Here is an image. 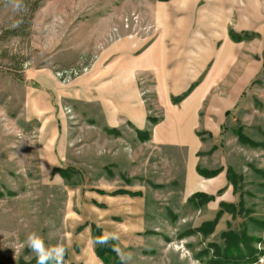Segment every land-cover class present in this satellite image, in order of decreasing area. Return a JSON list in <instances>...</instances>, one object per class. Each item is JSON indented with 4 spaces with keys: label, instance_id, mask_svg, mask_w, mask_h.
Here are the masks:
<instances>
[{
    "label": "rangeland",
    "instance_id": "rangeland-1",
    "mask_svg": "<svg viewBox=\"0 0 264 264\" xmlns=\"http://www.w3.org/2000/svg\"><path fill=\"white\" fill-rule=\"evenodd\" d=\"M17 2L0 0V264L36 261L25 243L32 231L48 245L64 244V264H83L87 239L94 250L100 244L93 226L114 241L119 258L132 253L131 261L120 258L122 264H209L211 246H224L222 233L243 228L263 239L255 247L264 252V231L249 222L264 219V0H22V11L14 8ZM156 14L179 24L177 38L174 29L156 27ZM168 34L180 49L187 40L180 53L190 47L187 52L203 62L198 69L206 65L197 81L182 80L178 89L181 96L193 88L196 96L208 79L199 130L173 137L185 147L156 146L149 130L110 129L94 105L63 96L46 106L34 103L35 74L44 75L43 84L50 75L63 91L124 39L147 43ZM68 69L80 73L63 83L56 73ZM145 84L149 116L160 120L153 79ZM194 103L190 97L183 108ZM36 109H49L55 120L35 117ZM195 146L197 182L186 167ZM57 167L71 171L69 178L53 173ZM198 169L221 172L208 178ZM228 169L241 179L237 189ZM89 192L101 193L107 211L117 213L107 221L110 230L99 220L106 205ZM201 193L214 200H193ZM240 201L245 213H224L211 234L197 231L215 219L221 203L239 208ZM255 264H264V254Z\"/></svg>",
    "mask_w": 264,
    "mask_h": 264
},
{
    "label": "crops",
    "instance_id": "crops-1",
    "mask_svg": "<svg viewBox=\"0 0 264 264\" xmlns=\"http://www.w3.org/2000/svg\"><path fill=\"white\" fill-rule=\"evenodd\" d=\"M154 21L156 27L158 25H165L167 33L169 29L170 32L174 29V37L176 36L177 38L180 34L178 30L179 24L173 18L168 19L162 15L157 17L156 14ZM160 30H162L161 27ZM173 35L170 36L168 34L165 37L156 36L155 39L147 43H144L143 39H134L132 41L124 39L122 43L113 45L102 55V58L95 65L91 74L80 78L63 91L56 87L57 83L54 82L50 75L48 84H43L42 77L44 75L37 73L33 78L35 89L32 90V98L34 99V103L38 106L44 102L46 106L45 101L51 100L52 102L53 100L55 103L59 98L65 97L67 100L76 101L84 107L94 105L101 110L102 120L100 122L110 129H120L124 126H129L138 132L149 130L152 132L149 139L152 144L159 147L183 148L185 147L182 145L183 143L174 144V141H172L174 140L173 137L182 140L181 135L185 129H190V131L194 132L199 130L198 128L201 125L200 110L204 99L207 97L209 87H207L208 79H206V82H203L205 83L203 88L197 91L196 96L193 95L194 89L181 103H172V99L179 97V94H181V91L178 90L181 86L180 82L182 80L197 81L206 68V65L200 69L197 68L201 60H198L187 52L190 47H187L186 51L180 53L187 45V40L184 47L180 49L173 41L175 40L173 39ZM146 77L153 79V92L156 96V104L164 112L162 119L156 125L150 124V111L144 102L143 93L147 91L145 84ZM190 97L196 103L191 104L188 109L183 108L185 100L187 101ZM35 112L36 114L33 113V115L35 117H42L44 121L51 122L55 120L51 118L52 116H47L48 113L46 112H50L49 109H36ZM57 139V141H62L59 134ZM192 139L196 142L198 137L194 136ZM198 146H200V141ZM198 146H195L189 152L186 162V167L188 168L187 177L190 176V181L200 179L197 178L198 174L196 173ZM217 180L218 178L212 181L204 179L201 180V183L210 185L214 181L217 182ZM222 186H217L214 189L219 190ZM94 191L97 192V190ZM88 195L92 196L98 204L106 205L104 209L106 211L105 218L103 220L99 218V220L105 223L104 225L109 226V230L113 228L107 221L108 219L113 221L117 213H109L107 211L110 206L109 201L98 198L101 193L89 192ZM124 198L126 199L124 201L125 206L127 198ZM121 211L124 212L122 214L126 218L132 217L131 210L128 212L125 207H122ZM96 224L101 226L99 222H96ZM85 233L89 236L92 235L89 228L85 229ZM103 233L104 237H111L108 232ZM87 240L88 244L86 243L83 250V254L87 255V257L83 259V264H103L92 248L91 238Z\"/></svg>",
    "mask_w": 264,
    "mask_h": 264
},
{
    "label": "trees",
    "instance_id": "trees-1",
    "mask_svg": "<svg viewBox=\"0 0 264 264\" xmlns=\"http://www.w3.org/2000/svg\"><path fill=\"white\" fill-rule=\"evenodd\" d=\"M237 40V39H236ZM193 88L188 90L184 95L179 97L173 98V104L181 103L188 95L191 93ZM158 119H154L150 117V122L153 125L158 123ZM241 142L244 144H251V142L245 138L244 136H240ZM221 171L217 170L211 173H207L205 171H200L198 169V173L203 176H208V178L217 176ZM53 173L59 174L64 178H69L70 174L72 173L68 169H63L57 167L53 170ZM228 180L233 185L234 188L237 189L241 179L237 176L231 169H228L227 172ZM118 194H127L126 192H115L114 195ZM131 196H137L130 194ZM140 195V194H139ZM138 195V196H139ZM201 201L199 203L203 204L206 202H210L214 200V197L208 196L205 194H197L193 200ZM200 199V200H199ZM192 200V201H193ZM231 213L234 217L236 215H242L245 213L244 204L242 201L239 203V208L233 204L229 203H221L220 210L217 212V215L213 221H209L204 223L201 227L197 229L198 232L202 233L203 235H208L213 233L217 222L223 216L224 213ZM249 222L253 224L257 229L264 231V219H255L249 218ZM93 236L100 239V244L95 249L96 256L103 262V264H122L117 251L116 246L113 240L104 239L103 236L100 235V230L96 227H92ZM221 238L224 241V246L219 245H212L211 248L213 249V256L209 264H255L259 261V259L263 256L264 252L258 250L255 245L260 244L263 239L250 236L246 230L243 228L241 231L236 232L229 230L227 232L222 233ZM32 264H36V261H33Z\"/></svg>",
    "mask_w": 264,
    "mask_h": 264
},
{
    "label": "clouds",
    "instance_id": "clouds-1",
    "mask_svg": "<svg viewBox=\"0 0 264 264\" xmlns=\"http://www.w3.org/2000/svg\"><path fill=\"white\" fill-rule=\"evenodd\" d=\"M14 8L18 11L24 10L22 0H18L14 4ZM25 243L34 253L36 264H64L67 249L63 243L58 242L55 245H48L45 243L43 236L36 231L28 233ZM120 258L131 261L132 253L121 254Z\"/></svg>",
    "mask_w": 264,
    "mask_h": 264
},
{
    "label": "built area",
    "instance_id": "built-area-1",
    "mask_svg": "<svg viewBox=\"0 0 264 264\" xmlns=\"http://www.w3.org/2000/svg\"><path fill=\"white\" fill-rule=\"evenodd\" d=\"M79 73L80 71L76 69L62 70L56 73V77L63 83H67L71 79V77H76Z\"/></svg>",
    "mask_w": 264,
    "mask_h": 264
}]
</instances>
